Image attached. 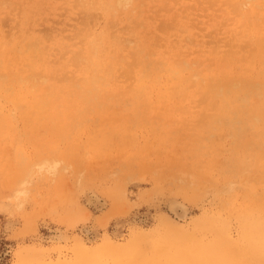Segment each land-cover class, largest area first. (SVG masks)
I'll use <instances>...</instances> for the list:
<instances>
[{
  "label": "rangeland",
  "instance_id": "1",
  "mask_svg": "<svg viewBox=\"0 0 264 264\" xmlns=\"http://www.w3.org/2000/svg\"><path fill=\"white\" fill-rule=\"evenodd\" d=\"M259 30L261 35H251ZM257 40L264 43V0H0V59H9L0 80L57 83L63 95L69 92L65 103L75 106L81 103L74 96L88 89L95 50L111 61L107 68L114 77L100 92L115 88L123 95L140 90L137 64L162 56L193 64L194 81L240 76L244 70L223 68L235 59L247 62ZM26 45L33 46L30 61L22 55ZM162 83L146 84L135 99L154 114L150 130L140 121L132 127L130 113L118 110L131 95L125 101L106 98L115 109L68 135L55 134L50 115H28L34 118L27 124V115L10 100L13 91L21 94L19 88L0 89V264L73 263L79 246L90 252L106 244L123 249L141 235L151 243L149 259L166 252L161 245L175 230L193 233L200 249L223 241L218 259L176 264H264V168L226 176L215 164L230 158V134L193 167L198 130L215 114L209 82L189 84L181 105L191 111L178 117L163 114L176 99H165ZM180 123L186 131L177 133ZM171 134L178 140L174 149L166 143ZM55 136L60 139L54 151L47 141ZM103 138L111 140L101 145ZM172 203L184 207L185 217ZM105 214L111 218L104 225ZM119 255L108 250L93 264H116Z\"/></svg>",
  "mask_w": 264,
  "mask_h": 264
},
{
  "label": "bare ground",
  "instance_id": "2",
  "mask_svg": "<svg viewBox=\"0 0 264 264\" xmlns=\"http://www.w3.org/2000/svg\"><path fill=\"white\" fill-rule=\"evenodd\" d=\"M253 1L258 5L260 0ZM257 34L261 35V30L251 32L252 36H258ZM256 42V49L247 62L241 63L242 61L240 59H235L223 68L226 71L231 67V69L236 70L239 74L244 70L240 76L226 73L221 75V77L213 76L210 79L203 77L200 80L194 81L192 77L196 74L195 70L197 68L193 64H187L186 62L181 64V61L174 59L175 56H162L158 59L157 63L141 61L137 64V72L133 69V73L136 72L137 81L141 85L140 90L138 92L133 91L134 89L132 91L129 90L123 93V95H120L115 88L106 91L104 94L100 92L99 89L104 87L105 84H109V80L112 82L114 77L107 68V64L111 63V61H106L105 58L97 55L98 51L95 50L89 59L91 70L86 74L88 76L85 80V86L88 89L74 96V100L79 101L81 106H75L71 101L65 103V98L66 96L69 97V92L67 95H63L61 86L58 87L57 83L55 86L46 87L33 84L30 81L8 82L6 80H0V89L13 91L19 88L21 94L16 95L13 91L10 100L17 109H22L24 114L27 115L23 117V120L27 124L34 118L28 117V115L36 117L50 115L52 117L48 119L51 120L50 123H52V126L49 125V127L55 129V134L61 131L68 135L71 129L91 125L92 117L102 114L106 115L108 114L107 112L115 109L105 103L104 100L106 98L112 97L118 101H125L129 100L131 95L132 99L122 102L118 110L120 109L124 114L130 113L132 127L136 121H140L141 123H146V128L143 127V130L148 131L153 122L151 116L154 114H151V111H142L145 109V104L136 102L135 100L139 97L146 84L149 86L153 83H162L160 82L161 80L165 81L161 85L163 89H167L165 99L170 98L176 100H169V102H173L168 103L167 111H164L163 114L171 113L170 115L178 117V114L184 112V110L191 111L190 108L184 109L185 106L181 105L184 100L189 98L188 94H186L189 84L195 83V85H202L207 80L209 84L206 91L210 95V107L215 110V114L203 121V126L198 130L200 142L191 153V165L195 168L199 167L202 164L203 157L214 149V146L224 135L230 134L235 137L231 147L230 158L225 163L215 165L220 166L226 176L233 175L234 173H243L247 170L261 171L264 168V43L260 40ZM144 51L141 49L140 52L143 53ZM32 53V45H26L22 48L23 57L29 61L32 59ZM103 60L106 62H103ZM8 61V58L0 59V68H4ZM112 64L114 65V63ZM156 65L158 67L153 68ZM188 71L192 75L189 78L185 77V73ZM9 74L10 72L7 71V75ZM160 74H164L165 76L161 80H157L156 77ZM198 74L200 73L198 72ZM24 87L35 88L36 90L30 92L22 91L21 88ZM26 97H30L29 102H24ZM205 99L209 100L206 97ZM213 99L217 101L214 103ZM164 106L162 107L163 110ZM104 127L106 126L103 125L102 128ZM175 127L177 133L186 131V125L181 123ZM95 128L100 129L98 125ZM153 128L155 131L160 130L158 127ZM164 128L167 129V127ZM103 132L105 131L102 130L101 133ZM91 134L93 136L97 135L95 130ZM58 139L60 138L55 136V139H49L47 141L48 143L52 140L49 146L54 151V143ZM110 140V138H103L100 143L102 145L104 142ZM177 142L176 134H171V137L167 138L166 143L174 149ZM97 203L100 202L98 201ZM172 204L173 210L180 217H185L186 210L184 207L179 204ZM88 215H85L83 220L88 219ZM110 215L105 214L101 219V223H104V225L108 223L111 218ZM77 221L75 223H78ZM175 231L176 233L170 232L169 237L161 245L166 249V252L149 259L147 252L151 243L145 236L141 235L134 238L123 249L106 244L105 247L98 249V252H90L79 246L76 249V259L73 263L58 264L98 263L99 255L108 252V250L120 254L116 264H176L177 259L200 257L206 260L212 258L218 259L221 256L217 248L223 241L212 243L208 250L200 249L197 246L198 239L193 233L187 234L181 230ZM187 240H191L192 243H188ZM259 254L263 256L264 251H259ZM20 258L22 259L23 257L20 256Z\"/></svg>",
  "mask_w": 264,
  "mask_h": 264
}]
</instances>
